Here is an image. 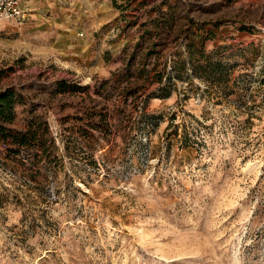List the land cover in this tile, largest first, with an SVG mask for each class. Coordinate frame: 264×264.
<instances>
[{"label":"rangeland","instance_id":"374dc122","mask_svg":"<svg viewBox=\"0 0 264 264\" xmlns=\"http://www.w3.org/2000/svg\"><path fill=\"white\" fill-rule=\"evenodd\" d=\"M89 5L0 21V264H264V0Z\"/></svg>","mask_w":264,"mask_h":264},{"label":"trees","instance_id":"16d2710c","mask_svg":"<svg viewBox=\"0 0 264 264\" xmlns=\"http://www.w3.org/2000/svg\"><path fill=\"white\" fill-rule=\"evenodd\" d=\"M187 49L188 56L191 58V56L196 55V52L194 51L195 47L193 43H190L188 45H185ZM202 47V45H201ZM153 48L149 50L147 54H152ZM198 56L203 61L204 65H199L203 69L208 70H218L220 71V61L211 62V55L212 52H204L202 49L198 50ZM183 63H177L174 65L173 68H171V73H167V81L170 82L172 78L178 79L180 78L179 73L176 71V65L178 67H181ZM194 69V68H193ZM179 72V71H178ZM195 73V69L194 72ZM208 73V72H207ZM205 75H207L205 73ZM161 74L157 73L158 80H161ZM162 96V95H159ZM15 93L11 91L10 89H5L3 91H0V140H8L12 144L17 146H29L32 144V142L39 143L41 142L39 134L37 132V128L34 126L36 124L35 118H33L27 125V128L24 131L14 132L12 129H9L5 126V123L12 122L14 119V111H13V105L16 102ZM37 119V118H36ZM48 126L45 124L43 130H46Z\"/></svg>","mask_w":264,"mask_h":264},{"label":"crops","instance_id":"0c3cea01","mask_svg":"<svg viewBox=\"0 0 264 264\" xmlns=\"http://www.w3.org/2000/svg\"><path fill=\"white\" fill-rule=\"evenodd\" d=\"M90 1L91 0H86L85 4H81L80 6H68L64 5V2H66V0H28V15L26 19H28L30 16H33L34 18L39 17L41 19L40 22H49L54 17L55 27L60 26L61 29L73 30L75 32V29L73 27L69 29V24L67 22L74 18V14L86 15V17L88 18L91 17L95 13V7L89 5ZM29 4L32 8L38 9L31 10ZM51 5H54V8L47 7ZM61 33V35L64 34L63 31ZM77 35L79 36L80 33H77Z\"/></svg>","mask_w":264,"mask_h":264},{"label":"built area","instance_id":"2783aa9c","mask_svg":"<svg viewBox=\"0 0 264 264\" xmlns=\"http://www.w3.org/2000/svg\"><path fill=\"white\" fill-rule=\"evenodd\" d=\"M27 15V0H0V21L11 19L22 23Z\"/></svg>","mask_w":264,"mask_h":264}]
</instances>
